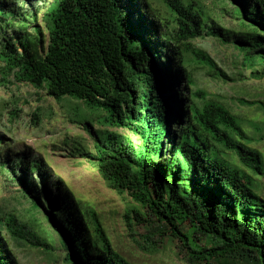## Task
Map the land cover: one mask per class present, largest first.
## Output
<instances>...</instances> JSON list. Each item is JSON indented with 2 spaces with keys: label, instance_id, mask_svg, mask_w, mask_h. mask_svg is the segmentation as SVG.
<instances>
[{
  "label": "trees",
  "instance_id": "obj_1",
  "mask_svg": "<svg viewBox=\"0 0 264 264\" xmlns=\"http://www.w3.org/2000/svg\"><path fill=\"white\" fill-rule=\"evenodd\" d=\"M208 37L264 76V0H0V87L11 79L82 100L134 137L86 128L92 150L79 155L136 204L124 222L145 228V244H172L185 264H264V153L252 144L264 133L256 140L245 128L256 123L194 88L188 65L215 66L192 44ZM2 178L41 208L45 219L27 212L69 264H132L44 158L0 131V189ZM16 226L0 206V264H21L4 232L15 237Z\"/></svg>",
  "mask_w": 264,
  "mask_h": 264
},
{
  "label": "rangeland",
  "instance_id": "obj_2",
  "mask_svg": "<svg viewBox=\"0 0 264 264\" xmlns=\"http://www.w3.org/2000/svg\"><path fill=\"white\" fill-rule=\"evenodd\" d=\"M207 4L212 9L216 6L211 1ZM222 22L229 24L227 19H222ZM37 24L43 29L40 19ZM192 44L206 52L215 65L212 70L206 64L198 65V68L193 63L188 65L194 88L200 89L209 98L225 102L246 123H256L255 127L245 124V128L257 140L264 133V108L246 102H264V76L260 79L250 77V70L244 69L239 63L240 58L235 56L237 52L216 38L195 39ZM157 67L161 70L159 64ZM216 68L227 77H216ZM8 81L11 84L6 82L5 87H0V98L3 100L0 104L3 107L0 111V131L9 136L16 147H29L44 158L74 198L80 200L82 209L87 213L86 219L102 228L112 249L132 264H185L176 256L172 244H159L157 249L152 248L143 241L145 228L135 225L134 221L131 227L126 225L125 212L136 204L126 193L109 189L96 167L79 155L92 150V138L86 128L92 131L110 130L132 139L134 137L120 128L109 126L105 121L106 113L101 108L89 107L84 101L68 96L55 100L46 96L44 90L30 84ZM163 81L169 87L167 77ZM11 109L19 110L13 119L8 115ZM168 117V124L172 123L173 119L170 115ZM164 143L166 148V141ZM252 144L264 153V141ZM164 153L165 150L160 154L161 159L166 158ZM1 186L0 206L5 216L12 215L17 224L15 237L6 229L4 232L19 262L69 264L63 259L64 249L54 237L56 234L50 233L48 224L41 222L40 226L45 228L46 234L44 230L41 233L39 224L34 225V218L27 212L30 210L45 219L41 208L23 193H17L18 188L11 187L3 178ZM48 245L53 249L49 250Z\"/></svg>",
  "mask_w": 264,
  "mask_h": 264
}]
</instances>
